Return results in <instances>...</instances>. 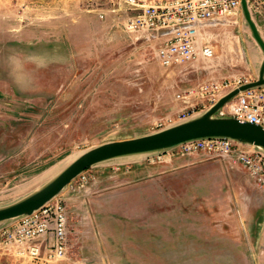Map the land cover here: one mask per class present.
I'll return each instance as SVG.
<instances>
[{
	"label": "rangeland",
	"instance_id": "obj_1",
	"mask_svg": "<svg viewBox=\"0 0 264 264\" xmlns=\"http://www.w3.org/2000/svg\"><path fill=\"white\" fill-rule=\"evenodd\" d=\"M246 2L264 41V0ZM135 11L121 0H0V206L89 148L163 129L184 105L176 93L256 78L262 53L240 10L202 27L212 57L171 68L154 57L156 37L126 29ZM54 201L66 213L63 253H48L50 235L29 252L11 233L17 217L0 222V264H264V194L225 159L112 158Z\"/></svg>",
	"mask_w": 264,
	"mask_h": 264
},
{
	"label": "built area",
	"instance_id": "obj_2",
	"mask_svg": "<svg viewBox=\"0 0 264 264\" xmlns=\"http://www.w3.org/2000/svg\"><path fill=\"white\" fill-rule=\"evenodd\" d=\"M136 10L126 19V29L150 33L156 37L154 57L164 68L182 66L198 56L209 58L213 47L206 41L198 42L202 27L227 21L236 14L239 0H164L145 3L144 0H121ZM251 81L233 78L231 81L199 83L176 93L184 105L160 124L163 127L193 117L197 109L205 111L229 90ZM221 116L257 124L264 129V84L239 91L220 108ZM162 153L184 156L195 153L225 159L229 166L242 167L253 184L264 194V151L253 145L231 138H196L181 142ZM80 172L77 176L81 175ZM44 202L30 213L19 216L12 235L23 239L29 252L37 251L36 240L52 236L47 242L50 255H61L66 241V213L63 205L54 201Z\"/></svg>",
	"mask_w": 264,
	"mask_h": 264
},
{
	"label": "water",
	"instance_id": "obj_3",
	"mask_svg": "<svg viewBox=\"0 0 264 264\" xmlns=\"http://www.w3.org/2000/svg\"><path fill=\"white\" fill-rule=\"evenodd\" d=\"M239 7L250 34L262 53L254 80L229 90L199 115L149 134L104 142L81 152L40 188L15 202L0 206V222L30 213L54 197L84 169L112 158L160 153L187 140L214 137L231 138L264 151V129L259 125L242 122L229 116L214 115L239 91L264 84V41L251 19L246 0H239Z\"/></svg>",
	"mask_w": 264,
	"mask_h": 264
},
{
	"label": "crops",
	"instance_id": "obj_4",
	"mask_svg": "<svg viewBox=\"0 0 264 264\" xmlns=\"http://www.w3.org/2000/svg\"><path fill=\"white\" fill-rule=\"evenodd\" d=\"M254 22V21H253ZM254 24H255V26H256V28H257V31L259 32V30H258V27H257V24L254 22ZM199 154V153H198ZM129 156H132V155H129Z\"/></svg>",
	"mask_w": 264,
	"mask_h": 264
}]
</instances>
